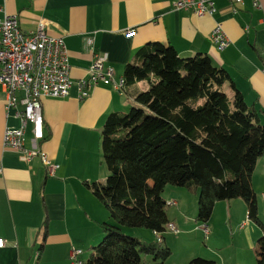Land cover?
<instances>
[{
  "label": "crops",
  "instance_id": "1",
  "mask_svg": "<svg viewBox=\"0 0 264 264\" xmlns=\"http://www.w3.org/2000/svg\"><path fill=\"white\" fill-rule=\"evenodd\" d=\"M173 1L0 0V18L17 15L24 31L34 30L37 21L44 19L46 33L63 38L72 82L65 98L42 100L41 141H33L30 124L25 128V148L37 145L44 151L57 166L53 176L46 174L39 157L22 160L21 152L3 144L4 131L19 128L21 121L15 108H6L0 85V264H72L71 249L81 251L83 263L87 259L83 250L91 248L90 254L103 235L98 223L107 218H102L97 198L87 186L104 182L108 174L100 130L110 112L128 110L132 103L128 93L133 88L146 89L147 83L138 81L122 91V86L99 82L88 85V95L80 98L77 82L87 79L92 62V53L83 43L86 34L93 36L95 53L106 56L104 66L113 68L115 83L122 79L123 68L134 60L136 50L147 43L170 44L182 57L209 55L216 66L228 71L264 125V0L259 8L244 0L235 13L232 0H214V13L205 16L175 10ZM216 23L229 39L220 51L209 39ZM255 180L264 183V152L252 173V187ZM171 214L169 221L177 228L183 226L178 213ZM200 224L202 229L206 226L207 235L214 231L210 219Z\"/></svg>",
  "mask_w": 264,
  "mask_h": 264
},
{
  "label": "trees",
  "instance_id": "2",
  "mask_svg": "<svg viewBox=\"0 0 264 264\" xmlns=\"http://www.w3.org/2000/svg\"><path fill=\"white\" fill-rule=\"evenodd\" d=\"M121 77L122 91L138 81L147 88H133L128 110L110 112L101 127L108 174L87 186L112 221L100 223L103 237L83 263L165 264L166 185L198 192L197 222L209 221L215 202L241 198L247 219L261 224L251 176L264 152V125L228 71L205 53L182 57L170 44L151 42L136 50ZM122 226L149 229L157 239L141 241ZM187 264L216 263L192 257ZM256 264H264V233Z\"/></svg>",
  "mask_w": 264,
  "mask_h": 264
},
{
  "label": "built area",
  "instance_id": "3",
  "mask_svg": "<svg viewBox=\"0 0 264 264\" xmlns=\"http://www.w3.org/2000/svg\"><path fill=\"white\" fill-rule=\"evenodd\" d=\"M214 0H174L175 10L190 11L197 16L212 15L215 11ZM232 11L235 13L243 5L244 0H232ZM254 8L260 7V0H251ZM131 30H129L130 32ZM129 34H133L131 31ZM209 39L217 50H223L229 44L220 23H216L209 33ZM85 48L92 53V62L88 69L87 79L77 82L80 98L88 95L86 87L99 82L112 83L120 89V80H113L114 70L105 67V55L94 51L93 36L83 37ZM70 64L68 53L61 36L53 37L46 33V22L39 19L36 28L24 31L17 15H6L0 18V85L6 95V108H15L19 117V128H8L3 134V144L21 152L22 160L39 157L45 167L46 174L53 176L56 171L54 164L37 145L25 148V128H32V139L38 142L44 138L42 100L44 98H65L71 87ZM17 93L21 95L18 96ZM20 105V109L16 107ZM169 231L179 230L173 224L167 225ZM205 233V228H203ZM3 242L0 238V247ZM81 251L71 249L69 258L72 264H81Z\"/></svg>",
  "mask_w": 264,
  "mask_h": 264
},
{
  "label": "rangeland",
  "instance_id": "4",
  "mask_svg": "<svg viewBox=\"0 0 264 264\" xmlns=\"http://www.w3.org/2000/svg\"><path fill=\"white\" fill-rule=\"evenodd\" d=\"M103 168L105 169V166ZM253 190L256 194L258 219L261 224L249 221L241 226L247 221V206L243 199L219 200L215 202L210 217L214 231L207 235L200 227L201 224L195 221L198 212V192L185 187L166 185L161 194L167 204L166 211L168 215L178 213V220L183 226L179 224L177 233L166 230L163 234L165 243L171 249V255L165 264H185L192 257L214 259L217 264H256L257 239L264 233L263 181L255 180ZM97 202L102 211L100 212L102 218L106 217V221L111 222L112 219L109 218L104 205L98 199ZM168 202L172 204L169 205ZM227 212H230V220L227 219ZM104 221L100 220L99 227ZM122 229L126 234L138 237L141 241L156 240L155 234L146 228L122 226ZM100 237L94 245L101 241L103 235ZM89 249L91 248L83 250V257L87 258ZM142 259L147 263L152 260L148 255L142 256Z\"/></svg>",
  "mask_w": 264,
  "mask_h": 264
},
{
  "label": "bare ground",
  "instance_id": "5",
  "mask_svg": "<svg viewBox=\"0 0 264 264\" xmlns=\"http://www.w3.org/2000/svg\"><path fill=\"white\" fill-rule=\"evenodd\" d=\"M122 83H123V81L121 80L120 81V86H122ZM168 204H172V202H168ZM81 264H83V263L81 262Z\"/></svg>",
  "mask_w": 264,
  "mask_h": 264
}]
</instances>
